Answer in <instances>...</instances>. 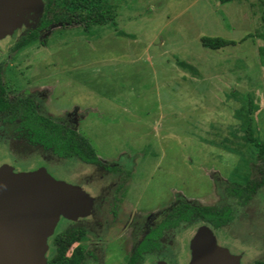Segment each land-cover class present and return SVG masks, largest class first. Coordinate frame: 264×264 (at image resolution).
Here are the masks:
<instances>
[{
	"label": "rangeland",
	"instance_id": "obj_1",
	"mask_svg": "<svg viewBox=\"0 0 264 264\" xmlns=\"http://www.w3.org/2000/svg\"><path fill=\"white\" fill-rule=\"evenodd\" d=\"M112 2L116 26L106 23L84 31L75 23L51 24L35 41L7 48L0 58V74L13 87L11 96L28 98L37 92L45 114L81 132L103 162L129 169L133 215L159 213L177 200L230 205L233 219L214 236L243 248L246 264H264V186L244 205L226 192L234 170L259 178L254 167L258 161L250 163L253 154L235 114L249 94L256 106L254 133L263 138L264 56L258 50L263 40L243 38L260 28L264 0ZM41 11L31 5L21 12L22 19H39ZM203 35L236 43L210 49L201 45ZM13 82L21 85L15 88ZM1 147L0 154L5 153ZM71 163L77 172L86 170L75 159ZM46 165L55 175L70 171L59 160ZM6 168L0 166V172ZM64 223L60 220L56 231ZM141 223L131 226L135 238L142 232ZM193 225L179 226V256L185 255ZM94 231L88 243L83 240L85 246L100 248L102 264H120L121 253L111 250L125 247V237L111 240L106 252V232ZM52 251L49 244L46 254Z\"/></svg>",
	"mask_w": 264,
	"mask_h": 264
},
{
	"label": "flooded vegetation",
	"instance_id": "obj_2",
	"mask_svg": "<svg viewBox=\"0 0 264 264\" xmlns=\"http://www.w3.org/2000/svg\"><path fill=\"white\" fill-rule=\"evenodd\" d=\"M23 16L24 14L21 13L17 15L20 26L16 29L17 34H14V38L13 35L11 37L9 36L6 45H0V58L3 56L7 48L14 47L19 37L25 34L28 30L36 29L37 32H39L43 29L38 28L40 17L36 20L28 19L25 23L22 19ZM25 27L26 30L23 31L22 34L21 31L25 29ZM20 28L21 30L19 31ZM10 42H12V44ZM8 43L12 46L5 47ZM7 79L8 78L3 79L2 74H0V97L2 96L4 99V108H0V123L1 127L4 128H0V143L2 146L1 149L5 151V153L0 154V166L7 165L14 171H32L43 168L52 177L64 180L71 185L78 186L86 194L83 202V206L86 208L84 212L85 215L81 217L59 218L52 234L47 238V249H49V244L53 249L52 236L56 232H74V234H77L80 237L78 243L80 242L79 244L84 251L82 264H102L101 254L103 252H100V248L93 250V248L85 246L86 244L83 242V240H85L86 243H88V236L95 237L94 230L96 229L98 230V234L102 232H106L107 234L106 242L102 241L103 244L101 243L103 248H106V252L109 248L105 246L110 244L111 240H118V238L125 237V247L118 248V246L111 250L114 252V255H116V253L119 254V252L121 253L120 255L122 259L120 264H131L130 260L134 262L133 258H137L134 264H190L191 250L189 241L196 229L202 225L207 226L214 236L215 230L225 226L223 225L214 228L207 223L195 219L193 221L181 220L175 226H167L171 211L179 204L185 203L181 200H177L176 203L170 205V207L168 205L159 213H148L146 215H138L137 213L133 215V212L131 211L133 203H129L127 187V184L130 182L127 178L130 174L129 169L123 164L115 161L111 163L103 162L97 152L96 161H85L77 155L57 154L52 144L46 145L47 140L45 141V136L48 134V131L53 132L54 127L50 124H45V121L53 124L58 123L59 126H61V135L69 129L75 130L81 135L82 133L73 127H67L62 121L55 120L50 115L45 114L42 107L43 103L41 105L37 98V92L33 97H12L10 91L13 87L11 84L7 83ZM13 84L14 87L17 88L21 85V82H13ZM28 107L31 109L32 114H26L24 112ZM27 119L29 121L26 122ZM25 123H28V126L25 125ZM8 124H13V126L9 128ZM27 157H35L34 160L36 161L31 162L30 164L25 163V165L20 164ZM74 159L83 164L86 170L83 172H77V169H75L76 166L71 163ZM54 160H59L68 165L70 169V171H68L69 173L64 175L61 174L62 176L59 174H51L47 168L48 165L46 164L49 163L53 166ZM18 163L19 165H17ZM60 220L65 221L64 227L63 229L56 231V226ZM139 221L142 222V232L135 238L131 226L138 224ZM185 222L188 223V225H194L192 227V233L188 237L187 246L184 245L185 255L179 256L180 250L183 248L180 244V237L183 231H179V226ZM87 230L88 233H90L89 235ZM168 233L173 235V239ZM98 239L101 240V237H98ZM214 241L218 246L227 250L231 255L237 256V264H246L244 261L246 258V251L239 245H236L235 243H221L215 236ZM141 246L143 247L142 251L136 253V250ZM108 256L112 257L113 255L110 252ZM89 258L90 260L87 262V259Z\"/></svg>",
	"mask_w": 264,
	"mask_h": 264
},
{
	"label": "trees",
	"instance_id": "obj_3",
	"mask_svg": "<svg viewBox=\"0 0 264 264\" xmlns=\"http://www.w3.org/2000/svg\"><path fill=\"white\" fill-rule=\"evenodd\" d=\"M221 2L228 0H220ZM42 11L39 20V27H48L51 24L66 25L75 23L84 31H88L96 25L109 23L116 26L115 18L117 14L116 4L112 0H42ZM261 25L260 28L253 32H249L246 38H260L263 44L258 47L261 58L264 56V6L261 9ZM38 32L36 29L28 30L19 37L14 45L16 49L24 47L26 44L36 40ZM242 39V40H243ZM241 40V41H242ZM202 46L210 49H218L226 45H235L234 40L225 39L219 36L200 37ZM182 66H186L184 62H180ZM246 100L242 99V105L236 110V118L240 120L241 128L244 132L242 138L251 149L253 154V162L258 161L257 166L259 178L247 177L241 174L240 170L232 171L234 176L230 179V184L226 188L228 195L233 197L238 205L246 204L257 187L264 186V136L259 138L254 133L253 111L256 109L253 105L252 97L247 94ZM4 99L0 97V108H4ZM26 114H32L28 107ZM29 121L28 119L26 122ZM28 123H25L27 125ZM45 124L54 127L53 132L48 131L45 136L46 145H53L54 150L60 155H77L85 161H96V151L92 144L83 135L75 130H66L63 135L60 134L58 123L45 121ZM28 126V125H27ZM47 129V128H46ZM49 129V128H48ZM241 162H245L241 159ZM233 209L230 205H192L187 203L179 204L173 209L169 215L167 226H175L179 221L198 220L207 223L211 227L217 228L228 224L233 218ZM80 237L74 232L61 231L56 232L52 236V253L47 255V264H82L84 251L78 243ZM74 246L68 252L71 245ZM143 247H139L137 252L142 251ZM134 262L137 258H133ZM131 264H134L132 260Z\"/></svg>",
	"mask_w": 264,
	"mask_h": 264
},
{
	"label": "water",
	"instance_id": "obj_4",
	"mask_svg": "<svg viewBox=\"0 0 264 264\" xmlns=\"http://www.w3.org/2000/svg\"><path fill=\"white\" fill-rule=\"evenodd\" d=\"M31 5L42 9V0H0L1 46L14 38L17 15ZM85 195L43 168L0 172V264H47V238L59 218L85 212ZM189 245L190 264H237V256L218 246L207 226L196 229Z\"/></svg>",
	"mask_w": 264,
	"mask_h": 264
}]
</instances>
